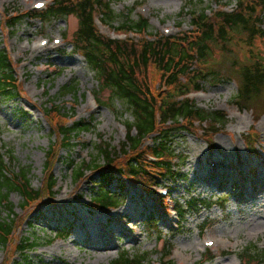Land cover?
I'll list each match as a JSON object with an SVG mask.
<instances>
[{
  "label": "rangeland",
  "instance_id": "1",
  "mask_svg": "<svg viewBox=\"0 0 264 264\" xmlns=\"http://www.w3.org/2000/svg\"><path fill=\"white\" fill-rule=\"evenodd\" d=\"M103 1H111L116 16L113 27L142 16L149 20L154 35L166 34V30L172 36L189 29L190 11H200L207 6L210 12L219 9L230 12L236 6L235 0H219V3L201 0L203 4L200 0ZM35 2L50 6L49 0H0V49H5L12 62L15 85L19 87L15 98L0 104V153L9 174L25 171L32 189L42 187L48 149L55 142L42 109L57 106L68 112L74 121H91L94 128L78 136L77 143L74 141L77 146L60 151L61 158L53 169L55 187L51 201L31 208L29 216V211L24 213L22 209L20 196L10 194L8 201L15 216H19V225L13 229L11 245L0 247V264L24 261L33 264H110L123 253L145 256L144 264H157L166 253L174 264L187 261V254H190L189 263L202 264L206 257H213L211 262L203 264H240L239 258H243L251 247L264 251V198L258 200L257 196L252 206L238 205L239 188L235 187L240 185L242 178L245 186H252L255 177L250 169L257 167L263 171L261 163H264V94L252 107L243 110L232 101L237 94V68L249 62L242 43L238 39L233 42L232 38L228 52L213 58L214 70L222 80H208L202 87V95H190L197 108L225 116L214 128L208 124L204 127L194 125L196 135H174L173 148L183 164L179 180L166 179L160 183L162 190L170 191L164 197L169 201V204L168 201L164 203L168 213L155 203L157 197L154 194L145 193L130 183L123 184L124 193H118L115 184L109 187L122 203L113 215L97 213L89 207L92 184H97L96 175L86 171L85 179L75 184L74 172L97 159L104 144L111 151H118L125 141V121L131 122V116L125 113L121 103L114 101L111 107L108 105L110 93L99 88L82 57L74 53L71 42L77 20L72 16L48 21L29 20L26 15L33 10ZM15 17L17 25L7 29L8 21ZM98 28L103 35L115 38L116 32L112 29ZM261 29L264 32V21ZM41 39L47 40L48 44L41 47ZM54 39H61V44L53 45ZM254 51L264 62L262 41H256ZM70 89L72 92L64 94ZM202 127L207 128L205 133L198 132ZM210 134L215 136L213 146L209 148L204 138ZM220 139L239 149V159L217 157L216 142ZM253 139L256 140L254 143ZM204 155L215 158L204 160ZM70 163L71 169L68 168ZM241 163L243 172L239 167ZM210 164L216 169L226 167L236 182H222L217 186H214L217 178L202 182L200 171L211 168ZM237 173L240 179L236 178ZM157 192L160 194L161 190ZM191 201H200L210 207L191 206L190 209ZM176 202L184 206L185 211L179 219L172 213ZM8 207L0 208L2 218L8 216ZM151 213H155V218H148L150 223L145 222ZM96 218L102 220L103 243L105 249L110 246L108 251L95 250L89 242L75 241L81 230L98 224ZM257 220H260L259 225H254ZM66 226L69 236L56 240L57 229ZM25 240L38 247L28 254L20 252L19 246L24 245ZM207 240L215 243L211 250L204 247ZM182 249L185 250L183 258L179 253Z\"/></svg>",
  "mask_w": 264,
  "mask_h": 264
},
{
  "label": "trees",
  "instance_id": "2",
  "mask_svg": "<svg viewBox=\"0 0 264 264\" xmlns=\"http://www.w3.org/2000/svg\"><path fill=\"white\" fill-rule=\"evenodd\" d=\"M51 1L52 6L47 11H30L26 17L40 21L75 17L78 24L71 42L75 54L84 59L99 88L110 93L108 105L111 107L114 101L121 103L125 113L131 116V122L125 121V141L119 150L111 151L104 144L97 159L86 167H79L74 173L75 183L84 179L86 171L96 174L97 189L90 199L94 210L107 211L121 205V200L109 190L113 184L122 193L125 181L150 189L160 180L179 177L182 162L173 148L174 135L182 132L194 134L193 125L196 123H209L208 127L214 128L224 120L220 113L209 114L197 108L187 95L201 90L208 80H222L214 70L212 60L217 54L228 52L232 38L233 42L238 39L247 49L249 61L237 68L239 80L233 104L243 110L252 107L264 94V62L254 51L256 41L264 43L261 29L264 0H235L236 7L229 13L216 11L207 14L210 11L208 7L190 11V30L177 36L154 35L149 21L140 17L113 27L116 16L110 1ZM215 1L219 3V0ZM95 17H100L104 25L116 32L132 34L138 40L127 36L125 40H113L100 35ZM16 21L17 17L10 19L7 29H13ZM18 91L12 62L5 49H0V104L13 99ZM41 112L56 142L47 153L46 178L42 187L32 189L25 171L9 174L0 153V208L9 206L8 216H0L2 248L11 245L13 229L19 225V216H15L8 201L10 194L20 196L22 209L24 213L29 211L27 215L30 216L31 208L53 196L55 183L52 171L60 151L77 146L78 136L94 128L84 120L74 121L68 112L54 105ZM148 156L154 158V162ZM71 166L72 163L68 168ZM37 247V244L25 240L19 250L28 254ZM245 255L243 259L248 262L241 258L242 264H264V251H251ZM145 261V256L124 253L110 264H144ZM18 264L33 263L24 261ZM159 264L172 263L161 260Z\"/></svg>",
  "mask_w": 264,
  "mask_h": 264
},
{
  "label": "bare ground",
  "instance_id": "3",
  "mask_svg": "<svg viewBox=\"0 0 264 264\" xmlns=\"http://www.w3.org/2000/svg\"><path fill=\"white\" fill-rule=\"evenodd\" d=\"M217 146L219 148V151L217 152V157L218 158H222L224 160L226 159H231V158H236L239 159L240 157V152L239 149H237L234 145H229L228 143H225V141H223L222 139L217 141ZM215 158L214 155L209 156V155H204L203 159H209V158ZM241 162V161H239ZM247 161L245 160L244 163H246ZM242 163L239 165L240 169L242 167ZM261 166L263 168V171L258 170L257 167L253 169H250V171H252V173L254 174L253 176L255 177L254 179V184H252V186H244V185H240L241 187L239 188V197L237 199V204L238 205H242V206H252L255 204V199H257V196L259 197L258 200L263 199L264 198V163H261ZM243 168L242 167V172H243ZM201 179L202 182H206L205 180L207 178H217L218 182L214 185L217 186L220 183H225L228 181H232V182H236L235 180H233L231 173L228 172V169H226L225 167H222L221 169H212V168H204V170H201ZM251 183V181H250ZM211 185V183L209 184ZM97 219V225L96 224H92L89 225L87 228H85L84 230H81V233L78 234L75 238L76 242H89L91 243V245L93 246V249L98 250V251H103L105 248L104 243H103V238L105 237V233L102 229V220L100 218H96ZM260 222V220L255 221L253 224L254 225H259L258 223ZM105 225L107 226L108 224L105 223ZM83 228V226H82ZM72 230V227H71ZM74 241V242H75ZM110 246H108L105 250L108 251ZM103 248V249H102ZM182 256L183 253H185V250L182 249V251L180 252ZM188 257H190V254H187ZM186 255V256H187ZM184 264H196L195 262H191V263H187L184 262ZM221 264V263H218Z\"/></svg>",
  "mask_w": 264,
  "mask_h": 264
}]
</instances>
